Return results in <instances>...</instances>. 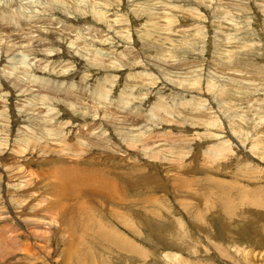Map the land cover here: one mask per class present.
Listing matches in <instances>:
<instances>
[{
  "label": "rangeland",
  "instance_id": "1",
  "mask_svg": "<svg viewBox=\"0 0 264 264\" xmlns=\"http://www.w3.org/2000/svg\"><path fill=\"white\" fill-rule=\"evenodd\" d=\"M0 264H264V0H0Z\"/></svg>",
  "mask_w": 264,
  "mask_h": 264
},
{
  "label": "bare ground",
  "instance_id": "2",
  "mask_svg": "<svg viewBox=\"0 0 264 264\" xmlns=\"http://www.w3.org/2000/svg\"><path fill=\"white\" fill-rule=\"evenodd\" d=\"M100 19H101V18H100ZM20 24H21V23H20ZM25 37H26V36H25ZM17 38H18V37H17ZM28 38H29V37H28ZM25 39H26V38H25ZM19 40H20V38H19ZM38 40H39V39H38ZM36 41H37V40H36ZM36 41H35V42H36ZM21 42H22V41H21ZM24 42H25V41H24ZM38 43H39V41H38ZM15 44L17 45V41H16ZM15 44H14V45H15ZM10 46H11V45H10ZM7 47H8V46H7ZM12 47H13V46H12ZM14 48H16V46H14L12 49H14ZM17 48H18V49H19V48H20V49H21V48H27V46H26V45H25V46L22 45L21 47H20V46H19V47L17 46ZM10 50H11V48H10ZM14 50H16V49H14ZM14 50H13V51H14ZM22 50H23V49H22ZM41 84H42V83H41ZM45 85H46V84H45ZM39 86H41V85H39ZM39 86H38V87H39ZM43 87H44V86H43ZM45 88H46V87H45ZM55 89H56V88H55ZM99 143H100V142H99ZM86 175H87V174H86ZM88 176H89V175H88ZM109 176H110V175H109ZM84 186H86V185H84ZM83 193H85V192H83ZM87 193H88V192H87ZM93 193H94V192H93ZM85 194H86V193H85ZM80 198H81V197H80ZM262 205H263V204H262ZM261 207H262V206H261ZM92 215H93V214H92ZM93 219H96V218L94 217ZM94 221H97V220H94ZM97 222H98V225H100V228L102 229V232H103V231L105 232V229H107L106 225H104L102 222H99V220H98ZM97 222H96V224H97ZM93 223H94V222H93ZM93 226H94V224H93ZM84 230H85V229H84ZM86 230L88 231L87 228H86ZM108 231H110V230H108ZM99 234H100V233H99ZM103 235H104V233H103ZM114 235H115V234H114ZM105 236H106V237L103 236V238L101 237L100 240H101L102 242H105V243H106V240H105V239L109 238L110 235L108 234V235H105ZM112 236H113V235H112ZM260 236H261V235H260ZM96 237H97V235H96ZM116 237H117V239L119 240L118 235H117ZM124 238H125V237H124ZM110 239H111V238H110ZM114 239H115V238H114ZM115 240H116V239H115ZM119 241H120V240H119ZM122 242H125V241L122 240ZM122 242H121V244H122ZM126 244H127V243H126ZM124 245H125V244H124Z\"/></svg>",
  "mask_w": 264,
  "mask_h": 264
}]
</instances>
